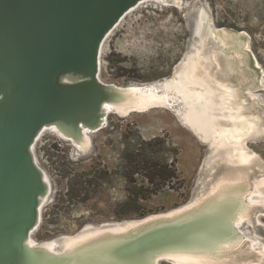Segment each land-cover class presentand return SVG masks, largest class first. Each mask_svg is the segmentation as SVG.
Listing matches in <instances>:
<instances>
[{
  "label": "rangeland",
  "instance_id": "1",
  "mask_svg": "<svg viewBox=\"0 0 264 264\" xmlns=\"http://www.w3.org/2000/svg\"><path fill=\"white\" fill-rule=\"evenodd\" d=\"M235 35L242 36L237 39V45L232 44ZM220 36H229L232 41L234 49L228 50V56L220 53L226 47ZM245 42L249 43L247 47L243 45ZM240 57L248 73L245 77L241 76L244 69L238 68L242 66L237 61ZM199 58L203 65H211L212 72L219 64L225 66L229 59L231 79L239 78L237 82H243H236L235 87H242L240 95L246 100L243 102L239 97L237 102L243 103L244 115L253 120V130L246 139L247 148L264 166V0H146L125 14L107 35L101 46L99 75L104 83L118 86L172 81L175 77L179 79L188 59ZM234 74L237 75L232 78ZM188 111L189 104L175 96L167 105L125 116L108 112L104 126L92 133L85 151L54 133L41 135L33 145V154L51 182L52 191L41 206L40 222L31 233L32 239L39 244L50 239L61 240L87 227L99 228L166 212L195 198L204 180L218 178L221 173L208 175L209 157L215 145L211 139L201 138L184 121L182 115ZM156 137L163 142L157 148V156L175 160L183 187L177 190L166 187L143 201L146 214L142 217L122 216V205L129 192L124 176V154L139 140ZM255 169V175L262 173L260 168ZM178 182L173 179L175 186ZM236 227L244 235L243 240L258 239L257 243L248 242L242 248L244 254L248 252L245 257L250 255L247 260L255 261L264 252V211H258L251 220H242ZM242 238L234 242L242 245ZM171 260L162 256L158 262L173 264Z\"/></svg>",
  "mask_w": 264,
  "mask_h": 264
},
{
  "label": "water",
  "instance_id": "2",
  "mask_svg": "<svg viewBox=\"0 0 264 264\" xmlns=\"http://www.w3.org/2000/svg\"><path fill=\"white\" fill-rule=\"evenodd\" d=\"M139 1L0 0V264L79 262L65 256H49L41 263L34 260V253L25 245L39 218L40 196L47 191L33 145L42 127L51 123H58L74 135L80 124L98 125L102 102L117 95L111 88L113 84L100 79L101 46ZM65 76L72 80H63ZM135 111L131 109L126 115ZM234 210L235 205L230 204L222 211L160 224L103 252L133 260L147 251L154 255L173 251L175 247L169 246L175 244L185 250L189 246L182 244H187L190 233L206 236H197L196 242L215 241L197 251L209 250L240 237V232L225 222ZM153 214L148 217L158 215ZM89 229L93 228L83 231ZM85 253V264H108L106 253L100 254L99 263L93 259L99 251Z\"/></svg>",
  "mask_w": 264,
  "mask_h": 264
},
{
  "label": "bare ground",
  "instance_id": "3",
  "mask_svg": "<svg viewBox=\"0 0 264 264\" xmlns=\"http://www.w3.org/2000/svg\"><path fill=\"white\" fill-rule=\"evenodd\" d=\"M145 1L140 0L133 8L138 5L140 6ZM162 1L166 2L167 0ZM133 8L129 11L133 10ZM220 37V40L226 46L225 49H220V53L228 56V50L234 49L232 44L235 43L237 45V39L240 37L238 35L232 36L234 40L232 44V41L229 40L230 38L228 39L229 36ZM248 44L245 42L243 45L247 47ZM198 54L197 52L196 55L198 56ZM214 59L215 61L217 60L215 53ZM235 60L236 57L234 63ZM227 61V63H224L225 66H220L221 64L217 61L216 64H219V67L216 71L212 72V69H210L211 65H203L201 58L198 60L188 59L184 67H182L184 70L180 74L179 79L175 77L172 81L156 80L144 82L143 84L129 83L125 86L113 84L111 88L116 91L117 95L113 100L109 99L102 102L100 106L102 117L98 125L89 127L88 125L80 124L75 135L72 132L65 131L58 123H51L42 127L35 142L45 132H51L63 140H67L75 148L85 151L91 142L92 133L104 126L108 112L114 111L117 114L126 115L131 109L145 111L150 106L167 105L172 101L173 97L177 96L189 104L188 113L182 115L184 121L190 124L201 138L211 139L215 145L214 151L209 157L211 163L208 165V175L214 173L215 176L218 172L221 174L218 178L211 177L208 180H204L202 187H199L200 193L198 196L190 203L174 211L159 212L153 218L147 215L138 221L128 220L114 227L93 228L82 231L77 235L63 237L61 240L50 239L45 243L39 244L32 239L31 233L38 226L41 206L47 202L52 191L51 182L42 170L47 191L43 196H40L37 224L25 240L26 247L35 255L33 256L35 261L38 260L43 263L44 258H48L49 256H65L70 261H79L77 264H85V252L93 250L99 251V256L93 257L94 262L99 263L101 261L100 254L106 253L103 251H108L120 243L160 224L183 222L202 213L222 211L225 207L233 204L235 205V210L230 218L225 219V222L237 229L236 225H239L242 220H251L258 211H261L259 207L264 204V166L261 165L259 158L247 148L246 139L253 130V125L251 124L253 120L244 115L243 103L240 102L239 104L237 102L239 97L243 98V102L246 99L243 95H240L242 87H235L239 78L231 79L230 75L233 73L228 64L229 59ZM237 61L240 64L242 63V66L238 63V68H243V58L240 57ZM243 69L246 71L245 68ZM241 71L243 70L241 69ZM243 73L241 72V76L245 77L247 71ZM235 75L237 74H234L232 78ZM63 80L70 81L72 79L65 76ZM240 82L243 83L242 81ZM256 82L258 83L257 80ZM254 84L256 85V83ZM173 90L174 93H172ZM259 133L260 129H258L257 135ZM255 167L260 168L261 171L259 170V172L262 173L255 175ZM116 223L119 224V222ZM197 236L206 238L202 234L190 233L187 236L188 240L185 242L187 244H182V246H189L185 250H183L184 248H180L179 244H175L169 246L175 247L173 251L159 252L155 255L154 252L147 251L141 258L138 257L133 260L119 259L116 256H111L109 252L105 254L104 259H108V264H159V258L165 256L172 259L173 264H264V252L257 255L258 259L255 261H252V257V260L248 261L247 259L250 255L245 257V255H248V252L246 253L245 251L246 254H244L242 249L244 244L248 242L250 244L257 243L256 240L258 241V239L253 240L249 238V241H246L245 239L243 240L244 235L241 236L240 233V237H243L242 245H237L238 243L236 242V244L234 240H228L219 245L216 244L209 250L197 251L198 249L209 247L215 242H209L208 240H205L203 243L196 242ZM58 245L61 247L57 248ZM102 262L105 261L102 260Z\"/></svg>",
  "mask_w": 264,
  "mask_h": 264
},
{
  "label": "trees",
  "instance_id": "4",
  "mask_svg": "<svg viewBox=\"0 0 264 264\" xmlns=\"http://www.w3.org/2000/svg\"><path fill=\"white\" fill-rule=\"evenodd\" d=\"M159 137L139 140L135 147L124 154V176L129 184L128 195L122 205L123 215L146 214L143 201L149 199L164 188L177 190L183 187L179 179L175 160H163L157 155V148L163 144ZM173 179L179 181L175 186Z\"/></svg>",
  "mask_w": 264,
  "mask_h": 264
}]
</instances>
